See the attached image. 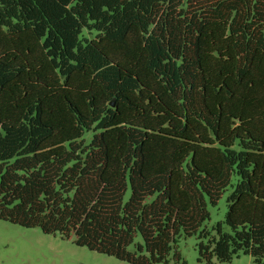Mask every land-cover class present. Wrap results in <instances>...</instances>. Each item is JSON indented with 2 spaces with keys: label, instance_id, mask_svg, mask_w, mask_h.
<instances>
[{
  "label": "trees",
  "instance_id": "obj_1",
  "mask_svg": "<svg viewBox=\"0 0 264 264\" xmlns=\"http://www.w3.org/2000/svg\"><path fill=\"white\" fill-rule=\"evenodd\" d=\"M229 188L231 231L200 230ZM0 219L131 264L197 233L199 263L263 264L264 0H0Z\"/></svg>",
  "mask_w": 264,
  "mask_h": 264
},
{
  "label": "rangeland",
  "instance_id": "obj_2",
  "mask_svg": "<svg viewBox=\"0 0 264 264\" xmlns=\"http://www.w3.org/2000/svg\"><path fill=\"white\" fill-rule=\"evenodd\" d=\"M88 38L96 36L95 31L84 30ZM231 188L220 199L217 206L209 205L210 220L202 225L200 230L207 227L212 230L218 222L222 223L224 232H230L225 223L228 211L227 197ZM198 233L189 238H181L179 250L185 262L183 264L199 263ZM214 264H221L216 258ZM234 264H256L251 254L240 252L233 258ZM0 264H131L114 256L100 253L86 246L75 244L72 239H64L60 234L43 232L39 227H24L10 221L0 219ZM264 264V263H263Z\"/></svg>",
  "mask_w": 264,
  "mask_h": 264
}]
</instances>
